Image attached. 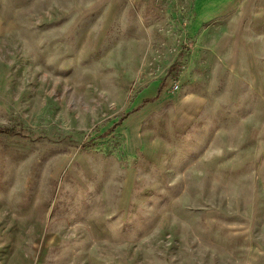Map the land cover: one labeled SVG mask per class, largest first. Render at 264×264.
I'll return each mask as SVG.
<instances>
[{"label": "rangeland", "instance_id": "rangeland-1", "mask_svg": "<svg viewBox=\"0 0 264 264\" xmlns=\"http://www.w3.org/2000/svg\"><path fill=\"white\" fill-rule=\"evenodd\" d=\"M0 264H264V0H0Z\"/></svg>", "mask_w": 264, "mask_h": 264}, {"label": "built area", "instance_id": "built-area-1", "mask_svg": "<svg viewBox=\"0 0 264 264\" xmlns=\"http://www.w3.org/2000/svg\"><path fill=\"white\" fill-rule=\"evenodd\" d=\"M172 90H173L174 92L178 91V90H179V85H178V84H175V85L173 86Z\"/></svg>", "mask_w": 264, "mask_h": 264}, {"label": "crops", "instance_id": "crops-1", "mask_svg": "<svg viewBox=\"0 0 264 264\" xmlns=\"http://www.w3.org/2000/svg\"><path fill=\"white\" fill-rule=\"evenodd\" d=\"M213 33H215V32H213ZM202 45H203V47H204V46H205V42H203V44H202ZM176 84H177V82H176ZM172 88H173V87H170L171 91H172ZM179 90H180V88H179ZM179 90H178V91H176V92H174V93H175V94H176V93H178V92H179ZM170 93H171V95L173 94L172 92H170ZM170 93H169V94H170Z\"/></svg>", "mask_w": 264, "mask_h": 264}]
</instances>
